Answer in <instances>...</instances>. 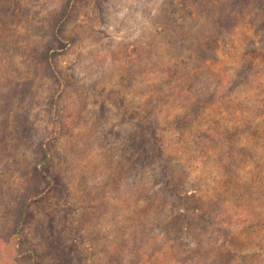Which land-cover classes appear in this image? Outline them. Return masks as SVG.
<instances>
[{
  "label": "rangeland",
  "instance_id": "obj_1",
  "mask_svg": "<svg viewBox=\"0 0 264 264\" xmlns=\"http://www.w3.org/2000/svg\"><path fill=\"white\" fill-rule=\"evenodd\" d=\"M28 248L264 264V0H0V264Z\"/></svg>",
  "mask_w": 264,
  "mask_h": 264
},
{
  "label": "trees",
  "instance_id": "obj_2",
  "mask_svg": "<svg viewBox=\"0 0 264 264\" xmlns=\"http://www.w3.org/2000/svg\"><path fill=\"white\" fill-rule=\"evenodd\" d=\"M70 10L68 9V6L60 8L55 13V17L58 19V25L59 23L64 22V19L68 18ZM44 151L41 155V158L39 159V162L34 165L33 175L34 178L40 182H45L49 187H53L56 190H63L64 184L61 181V174L58 172L54 173V170L51 168V158L46 151L45 147H43ZM31 193L34 192V190H37V187H31L30 188ZM31 193H26L22 196L20 201H18L17 205L15 206V212L12 217L11 224L9 225L10 231L9 234L18 235L24 225L31 219V212H30V206L32 203L33 196ZM25 258H30V260L34 264H47L43 261H40L38 257L36 256V253L33 249L28 248L27 253H22ZM227 264H233L231 261H228Z\"/></svg>",
  "mask_w": 264,
  "mask_h": 264
}]
</instances>
